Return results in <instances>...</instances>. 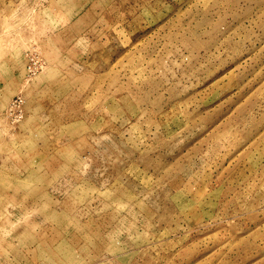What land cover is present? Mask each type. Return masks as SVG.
Masks as SVG:
<instances>
[{
  "label": "rangeland",
  "instance_id": "374dc122",
  "mask_svg": "<svg viewBox=\"0 0 264 264\" xmlns=\"http://www.w3.org/2000/svg\"><path fill=\"white\" fill-rule=\"evenodd\" d=\"M0 264H264V0H0Z\"/></svg>",
  "mask_w": 264,
  "mask_h": 264
}]
</instances>
